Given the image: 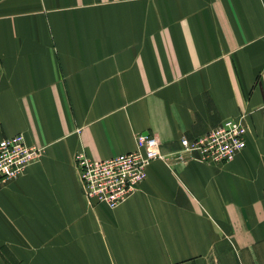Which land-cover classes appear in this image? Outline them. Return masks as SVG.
<instances>
[{"label":"crops","instance_id":"obj_1","mask_svg":"<svg viewBox=\"0 0 264 264\" xmlns=\"http://www.w3.org/2000/svg\"><path fill=\"white\" fill-rule=\"evenodd\" d=\"M243 116L227 163L172 156ZM38 160L0 185V264H264V0H0V140ZM159 143L114 209L73 157Z\"/></svg>","mask_w":264,"mask_h":264},{"label":"built area","instance_id":"obj_2","mask_svg":"<svg viewBox=\"0 0 264 264\" xmlns=\"http://www.w3.org/2000/svg\"><path fill=\"white\" fill-rule=\"evenodd\" d=\"M243 118L225 119L194 140L180 138L173 160L196 154L210 164L229 162L244 146ZM38 154L36 149L24 144L19 134L0 140V185L36 163ZM154 160L167 161L168 157L160 153L154 137L137 135L134 150L130 152L104 160L89 159L77 153L73 164L84 200L89 205L102 204L114 209L135 192L144 179L145 167Z\"/></svg>","mask_w":264,"mask_h":264}]
</instances>
